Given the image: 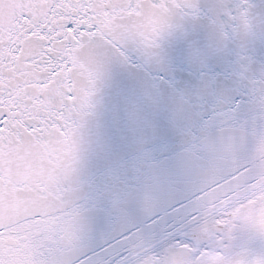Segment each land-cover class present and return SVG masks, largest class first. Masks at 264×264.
Here are the masks:
<instances>
[{
    "label": "snow or ice",
    "instance_id": "snow-or-ice-1",
    "mask_svg": "<svg viewBox=\"0 0 264 264\" xmlns=\"http://www.w3.org/2000/svg\"><path fill=\"white\" fill-rule=\"evenodd\" d=\"M0 264H264V0H0Z\"/></svg>",
    "mask_w": 264,
    "mask_h": 264
}]
</instances>
